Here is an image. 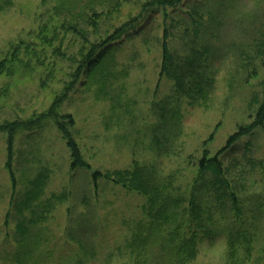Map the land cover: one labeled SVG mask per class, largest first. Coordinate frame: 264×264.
<instances>
[{"label": "rangeland", "instance_id": "374dc122", "mask_svg": "<svg viewBox=\"0 0 264 264\" xmlns=\"http://www.w3.org/2000/svg\"><path fill=\"white\" fill-rule=\"evenodd\" d=\"M5 1L0 62L12 75H0V264H177L172 247L194 231L187 228L192 199L207 207L211 239L198 234L196 256L186 264H264V129L256 126L220 157L235 207L222 198L224 186L217 199L212 176L198 171L203 151L213 157L224 148L264 101V56L253 52L264 40V0H185L176 10L124 0L109 16L106 3L75 0L59 18L53 13L60 0ZM191 12L202 16V27ZM138 18L136 31L105 48L101 72L92 76L84 66L72 80L83 57ZM163 22L173 54L201 51L202 98L193 95L202 80L188 78L190 88L178 92L160 77ZM21 42L31 55L20 49L10 63ZM67 86L55 117L26 124L49 113ZM57 123L90 170H71ZM7 124H16L13 133ZM134 161L154 167L160 180L169 177L168 222L151 221L136 192L91 180L93 172L127 170ZM42 174L38 197L26 205Z\"/></svg>", "mask_w": 264, "mask_h": 264}, {"label": "trees", "instance_id": "16d2710c", "mask_svg": "<svg viewBox=\"0 0 264 264\" xmlns=\"http://www.w3.org/2000/svg\"><path fill=\"white\" fill-rule=\"evenodd\" d=\"M4 1L2 4H0V12L4 9ZM94 1V0H93ZM185 0H152L150 2H147L144 5V9L151 8H161L165 10L166 8L171 10H176L179 5H181ZM73 2H76L75 0H60L59 6L56 7L54 10L53 16L55 18L63 17L67 13H71L73 10L69 12H65L64 10L67 9L68 5H71ZM124 0H98L95 2L96 4H108L110 7L111 12H108V16L111 14H117L123 4ZM6 4L12 3V0H6ZM77 6V5H76ZM74 7V9L76 8ZM188 17L192 21L193 25L195 27H202V16L198 15L197 12H191L187 13ZM166 18V14H165ZM139 21L140 19H132L129 22L124 23L122 26H120L116 31L113 38H106L101 42V44L95 46V49L89 52L88 55L83 57V61L81 65L78 67L74 75L72 76V80L77 78H80V75L82 73V69L84 66H87L86 72H89L90 75L93 76L94 72H96L102 65V63L108 59V52L109 50L116 45V43L122 39L129 37L131 32L133 30L136 31L137 23L134 22ZM163 29L164 33L162 36V65H161V73L160 77H166L168 80H172L174 87L177 89L178 92L183 91L186 87L190 88V85L188 83V78H192L196 81V79L202 80V82L196 81V91L193 93L196 94L200 92V98L203 97V93H201L202 89L201 86L203 85L204 75L202 74V67L200 64L201 57V51H193L189 52L183 56H178L176 54H173L170 51L169 48V33L167 31V26L165 22H163ZM68 30L76 31V27H70ZM48 37L46 36V39ZM45 39V40H46ZM31 45L26 44L24 42H21L20 45L15 47L12 56L9 59L10 63H15L16 59L18 58V53L20 49H24L26 54L28 56L31 55L30 47ZM105 48H109L106 54ZM96 49H103V51L100 53L98 58H95L93 60V54L95 53ZM196 50V49H194ZM200 52V53H199ZM255 54L257 56H264V40L261 43L255 44L254 50ZM57 56H60V54H57ZM19 59V58H18ZM22 62V61H20ZM23 63V62H22ZM203 64L205 62L203 61ZM97 72H101V70H98ZM7 73L9 75H12V70L7 68L6 60L0 62V75ZM85 75V74H84ZM86 76V75H85ZM206 78L205 80H207ZM210 81V80H209ZM72 87H68L64 89L61 96H59L55 103L53 104L51 111L49 113H44L42 115L37 116L35 119L29 120L26 124H39L44 121L49 116L55 117L56 116V106L58 104H61L65 98H67V93L70 91ZM192 97V96H191ZM263 100H264V92H263ZM257 100H254V103ZM256 111V115L253 119V123L247 127H241L239 128L238 132L235 133L232 137H230L225 145L224 148L219 150L213 157H210L209 152L207 150L203 151L202 158L199 160L198 165V171L200 173H209L212 176V191H214L219 199L221 197L220 191L221 186H224V192L222 194V198L224 199L225 196H228L233 206L235 207L236 199L234 195L232 194V187L233 182L228 178V174L223 167L222 162L220 161V157L223 154V151L230 148L239 138L242 136H245L249 134L254 128L259 127L261 129H264V101L260 104V106ZM65 120V119H64ZM55 121H57V118H55ZM57 122H61L58 120ZM71 124V121H70ZM16 124H7L6 128L10 130L11 133L15 131ZM57 127L60 128L62 132H64V139L67 140L66 146L70 153L71 158V170H75L77 168H85L90 170L89 165H87L83 161L82 154L75 143L72 135L68 132L67 127L63 128L64 126L60 123H57ZM159 144V143H157ZM202 174L199 175V178ZM44 174H42L41 179L39 181L34 183L32 182V191L29 192V194L26 197V205L29 204L32 200H35L36 197H38L41 184L44 181ZM106 178L116 185L122 187L125 190L136 192L138 195L142 196L145 199V206L144 210L148 212V215L151 219V221L158 222V220H165V222L169 221V209L166 208L169 202V198L167 196L168 188L170 180L168 178L160 180L157 177V173L155 171L154 167H148V166H140L139 163L136 161L133 162L132 168L123 170V171H115L112 173H106L104 175L100 174L99 172H93L91 175V180L96 184L97 180L99 178ZM39 188V189H37ZM190 211H189V223H187V228L190 229L191 227L194 229L191 238L185 240V238L182 240L184 241L183 244L178 246H173L172 252H175V263L177 264H186L187 261L192 262L193 258L196 256V245H197V239L198 234H203L205 238H209L211 231L208 228V226L205 224V221L210 219V217L207 215V212L205 207L201 203V199H195L191 200L190 204ZM237 208V207H236ZM24 231V230H23ZM199 232V233H198ZM169 237L171 240H173L174 235L172 233L169 234ZM180 239V238H179ZM137 242V241H136Z\"/></svg>", "mask_w": 264, "mask_h": 264}]
</instances>
